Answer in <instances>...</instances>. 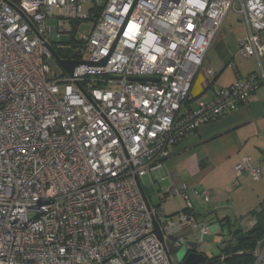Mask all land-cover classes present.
I'll list each match as a JSON object with an SVG mask.
<instances>
[{
	"label": "built area",
	"instance_id": "built-area-1",
	"mask_svg": "<svg viewBox=\"0 0 264 264\" xmlns=\"http://www.w3.org/2000/svg\"><path fill=\"white\" fill-rule=\"evenodd\" d=\"M231 10L246 30L235 56L253 57L257 69L190 108L196 75L209 83L216 75L203 63ZM70 34L81 62L57 74L59 44L49 37ZM260 85L264 0H0V264H172L168 244L179 250L183 227L198 232L201 247L208 227L190 196L208 201L209 190L171 187L162 198L180 197L184 209L163 218L143 177ZM234 173V184L260 175L248 157ZM254 254L264 264V245Z\"/></svg>",
	"mask_w": 264,
	"mask_h": 264
},
{
	"label": "crops",
	"instance_id": "crops-1",
	"mask_svg": "<svg viewBox=\"0 0 264 264\" xmlns=\"http://www.w3.org/2000/svg\"><path fill=\"white\" fill-rule=\"evenodd\" d=\"M225 39L219 34L215 37L203 67L212 68L216 75L211 83L203 72L196 75L188 107L194 108L199 100H211L216 88L229 86L257 69L253 57L235 56L238 44L234 48ZM230 58L235 62L234 68L226 65ZM244 157L259 167V179L240 177L234 184V166ZM181 184L188 192L191 188L209 190L208 201L190 196L192 213L208 227L205 235L213 237L221 249L234 243L236 229L246 231L253 226V213L264 208V85L251 94L246 104L198 126L176 143L170 156L144 175L142 190L149 206L164 218L184 209L180 197L162 198L171 187ZM192 234L189 227L177 232L185 241H192ZM201 249L198 247V251Z\"/></svg>",
	"mask_w": 264,
	"mask_h": 264
},
{
	"label": "trees",
	"instance_id": "trees-1",
	"mask_svg": "<svg viewBox=\"0 0 264 264\" xmlns=\"http://www.w3.org/2000/svg\"><path fill=\"white\" fill-rule=\"evenodd\" d=\"M76 23L73 22V28ZM68 42L69 44H74L73 34H70ZM253 216L255 223L251 228L246 231L236 229L233 233L234 243L226 244L221 249V254L211 259L206 257V261L201 264H210L213 262H217L218 264H254L256 259L254 254L255 249L259 244L261 246L264 245V208L255 211ZM241 232H244L246 235L240 240H237L236 237Z\"/></svg>",
	"mask_w": 264,
	"mask_h": 264
},
{
	"label": "rangeland",
	"instance_id": "rangeland-1",
	"mask_svg": "<svg viewBox=\"0 0 264 264\" xmlns=\"http://www.w3.org/2000/svg\"><path fill=\"white\" fill-rule=\"evenodd\" d=\"M100 1H101V5H103L106 0H100ZM82 8H83L84 13H88L89 9L94 8V2H92V1L86 2L82 5ZM60 13L61 12L59 10L54 11L55 16L60 15ZM56 23H57L56 18H51V19H48V21H47V24L49 26H53V27L56 26ZM85 27H87V25L83 24L82 28H85ZM245 32H246V30H245L244 24L242 22L241 16L231 10V11H229L227 17L225 18V20L222 24V28H221V31L219 33V37L220 38H226L225 41L230 46H233L234 48H236L237 38L241 35H244ZM49 39H50V41L54 42L56 45L59 44L58 43V39H59L58 35H50ZM85 55H86L85 51L82 50L79 58L84 59ZM52 70L57 74H60L63 72V70L59 64H55L53 66ZM60 92H62V88H60ZM191 231L193 232V234L191 235L190 240H192V241L198 240V234L194 230H191ZM213 239H214L213 237L207 236V235H205L203 237L202 249L200 251L204 252L205 255L208 257V259H211L212 257L218 256L219 254H221V246L222 245L216 244V242ZM171 257L174 261V264H177L176 260H175V256L172 254ZM210 264H218V263L213 262Z\"/></svg>",
	"mask_w": 264,
	"mask_h": 264
},
{
	"label": "water",
	"instance_id": "water-1",
	"mask_svg": "<svg viewBox=\"0 0 264 264\" xmlns=\"http://www.w3.org/2000/svg\"><path fill=\"white\" fill-rule=\"evenodd\" d=\"M58 43V50L61 54L58 53V50L51 48L53 59L68 74H71L73 68L81 62L80 60L75 59V56L79 51H74L70 46H68V41L65 38H59ZM132 79L143 81L150 80L148 77H136ZM153 232L157 238L164 243L162 233L159 230V225L156 220L154 221ZM245 235L246 234L244 232H241L237 235L236 239L240 240L241 238L245 237ZM172 254L175 256L177 264H201L206 261V256L198 251L197 241H182L181 247L178 251H175V249L171 248L170 244H168V256L172 264H174V261L171 257Z\"/></svg>",
	"mask_w": 264,
	"mask_h": 264
},
{
	"label": "flooded vegetation",
	"instance_id": "flooded-vegetation-1",
	"mask_svg": "<svg viewBox=\"0 0 264 264\" xmlns=\"http://www.w3.org/2000/svg\"><path fill=\"white\" fill-rule=\"evenodd\" d=\"M71 45V44H70ZM59 52V51H58ZM59 54H61L60 52H59Z\"/></svg>",
	"mask_w": 264,
	"mask_h": 264
}]
</instances>
